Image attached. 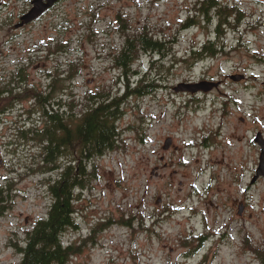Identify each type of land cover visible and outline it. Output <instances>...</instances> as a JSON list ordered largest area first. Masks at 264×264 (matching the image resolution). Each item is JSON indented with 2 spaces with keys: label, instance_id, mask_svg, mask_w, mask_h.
Segmentation results:
<instances>
[{
  "label": "rangeland",
  "instance_id": "obj_1",
  "mask_svg": "<svg viewBox=\"0 0 264 264\" xmlns=\"http://www.w3.org/2000/svg\"><path fill=\"white\" fill-rule=\"evenodd\" d=\"M31 1L0 0L1 86L22 66L17 86L25 88L0 113V186L10 189L0 264L20 263L13 243L46 216L48 181L59 174L42 173L39 144L19 136L39 119L32 97L65 72L74 77L55 94L74 112L88 91L124 94L112 60L123 40L117 16L128 31L146 23L169 38L168 48L153 64L157 57L147 52L132 65L130 83L138 72L156 87L123 101L119 147L93 158L96 178L76 190L74 224L61 235L73 247L66 264H262L255 250L264 246V177L251 179L260 153L254 137L264 138V0H219L241 13L219 36L215 12L203 16L198 0H57L19 26ZM189 16L198 21L186 25ZM208 38L219 52L194 61L190 51ZM233 72L247 79L229 87ZM201 80L223 86L174 89Z\"/></svg>",
  "mask_w": 264,
  "mask_h": 264
},
{
  "label": "trees",
  "instance_id": "obj_2",
  "mask_svg": "<svg viewBox=\"0 0 264 264\" xmlns=\"http://www.w3.org/2000/svg\"><path fill=\"white\" fill-rule=\"evenodd\" d=\"M219 0H198L199 9L203 10V16L211 17L212 9L218 25L215 33L219 36L222 26L239 22L241 13L237 11V5L228 3L218 4ZM233 16L235 18H233ZM119 28L123 33V40L113 53L114 67L122 72V80L125 82L126 92L122 95L112 94L110 89L100 88L95 92H87L84 107L79 112L72 111V102L65 101L62 96L55 94L60 87L59 83L71 79L72 74L63 73L62 78L57 73L50 80L47 88L36 90L33 98V106L39 113V119L29 126L19 129V136L33 140L40 147V163L38 168L42 173L58 170V175L48 181V190L52 201L48 207L46 216L38 218L33 227L26 231L22 243H13V247L21 253L19 264H66L73 247L65 244L61 235L64 229L74 224V215L77 212L73 205L76 190L86 186L89 180L96 178L93 158L107 151L119 147L120 131L116 126V120L121 116L123 101L132 95H145L151 93L156 87L152 82H144L145 74L136 72L131 83L128 74L132 72V66L139 60L143 53H153V64L159 56L167 50L169 38L163 39L153 32V28L144 23L140 28L128 31L124 17L117 16ZM193 17H187L186 25L195 23ZM184 25V24H182ZM220 45L212 38H208L200 46L190 51V56L201 59L205 56L214 57L220 49ZM169 51V49H168ZM145 68V65L143 66ZM23 67H19L16 76H20ZM143 74V75H142ZM16 76L7 81L3 86L0 82V113L9 105L14 96L25 91L18 87ZM157 85V84H156ZM3 87V88H2ZM4 92V93H3ZM4 106V108H2ZM68 108V109H67ZM10 197L9 187L0 186V216L3 215ZM90 237V236H89ZM204 236L200 237V243ZM256 256L264 264V246L256 248Z\"/></svg>",
  "mask_w": 264,
  "mask_h": 264
},
{
  "label": "water",
  "instance_id": "obj_3",
  "mask_svg": "<svg viewBox=\"0 0 264 264\" xmlns=\"http://www.w3.org/2000/svg\"><path fill=\"white\" fill-rule=\"evenodd\" d=\"M57 0H32L31 1V8L30 10L23 14L20 17L21 22L18 24L19 26H22L23 24L29 23L36 18H38L40 15H42L46 10H48ZM203 84H206V82H202ZM212 86H217L218 83H210ZM201 87L200 89L207 91L211 87ZM199 86H197L195 83H180L178 84L174 89L177 90H190L192 92H196L198 90ZM255 142L260 147V153H259V159H258V166L255 169V174L253 178L251 179V183H254L259 177H264V139L261 136L260 133H258L255 137ZM171 143V139L167 138L164 142V148H167ZM243 207L239 208V213L242 211Z\"/></svg>",
  "mask_w": 264,
  "mask_h": 264
},
{
  "label": "flooded vegetation",
  "instance_id": "obj_4",
  "mask_svg": "<svg viewBox=\"0 0 264 264\" xmlns=\"http://www.w3.org/2000/svg\"><path fill=\"white\" fill-rule=\"evenodd\" d=\"M247 79V74H240L239 72H233L232 74H227V79H226V81H229V87H233L234 85H238V84H240L241 83V81H244V80H246ZM202 82H206V84H203ZM197 86H199V88H198V90L196 91L197 93H200L201 91H203L202 89H200V85H201V87L203 88V87H207V86H209V87H211V84L210 83H214V81H207V80H201V81H197V82H194ZM216 83V82H215ZM218 83V82H217ZM262 83H264V82H262ZM223 86V84H220V82H219V84L217 85V86H212L211 88H209L207 91H211V90H213V89H216V90H219L220 91V88ZM247 87V86H246ZM238 88H239V86H238ZM231 91V90H230ZM234 91H235V93L238 95L239 94V92H238V89H234ZM204 92V91H203ZM225 96H226V98L228 99H232L233 98V96L230 94V93H224V92H222ZM239 96V95H238ZM240 97V96H239ZM235 100V102L236 103H238L239 101L237 100V99H234ZM240 121H245V118H243V117H240ZM258 133H260V132H258ZM257 135V134H256ZM263 134H261V136H262ZM263 137V136H262ZM254 139H255V137H254ZM264 139V138H263ZM255 141V140H254ZM257 144V143H256ZM258 145V144H257ZM255 171V170H254ZM254 176V175H253ZM253 178V177H252ZM259 179H261V177L259 178ZM258 179V180H259ZM257 181V180H256Z\"/></svg>",
  "mask_w": 264,
  "mask_h": 264
}]
</instances>
